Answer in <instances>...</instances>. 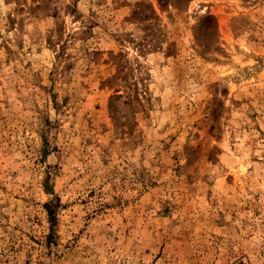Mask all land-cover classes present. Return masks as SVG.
<instances>
[{"label":"rangeland","instance_id":"obj_1","mask_svg":"<svg viewBox=\"0 0 264 264\" xmlns=\"http://www.w3.org/2000/svg\"><path fill=\"white\" fill-rule=\"evenodd\" d=\"M0 264H264V0H0Z\"/></svg>","mask_w":264,"mask_h":264},{"label":"trees","instance_id":"obj_2","mask_svg":"<svg viewBox=\"0 0 264 264\" xmlns=\"http://www.w3.org/2000/svg\"><path fill=\"white\" fill-rule=\"evenodd\" d=\"M50 212V217H51V219L53 220V213H52V211H49Z\"/></svg>","mask_w":264,"mask_h":264}]
</instances>
